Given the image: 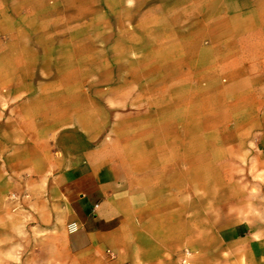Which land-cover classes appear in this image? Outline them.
Returning a JSON list of instances; mask_svg holds the SVG:
<instances>
[{
    "label": "rangeland",
    "instance_id": "rangeland-1",
    "mask_svg": "<svg viewBox=\"0 0 264 264\" xmlns=\"http://www.w3.org/2000/svg\"><path fill=\"white\" fill-rule=\"evenodd\" d=\"M144 4L0 2V42L11 47L9 69L15 74L0 89V137L7 141L0 147V264H47L40 254L31 255L45 245L32 239V233L41 237L42 226L32 231L31 224L47 213L48 201H65V167L86 148L127 153L129 139L144 135L168 139L174 144L168 154L182 145L184 161L151 165L167 169L169 180L180 176L185 199L198 196L205 238L193 243L185 236L179 264H264V162L243 159L238 130L191 129L189 122L208 120L207 110L188 112L190 99H183L179 114L177 99L161 94L158 50L151 49L159 35L148 32ZM42 125L55 128L47 161L38 160L32 141L33 129ZM20 129L24 139L17 141ZM44 167L47 172L39 175ZM192 212L185 209V235ZM239 220L248 223L250 237L223 243L218 230ZM55 234L61 254L58 228Z\"/></svg>",
    "mask_w": 264,
    "mask_h": 264
},
{
    "label": "crops",
    "instance_id": "crops-1",
    "mask_svg": "<svg viewBox=\"0 0 264 264\" xmlns=\"http://www.w3.org/2000/svg\"><path fill=\"white\" fill-rule=\"evenodd\" d=\"M134 1L145 3L148 32L159 35L158 47L154 42L151 49L158 50L161 94L177 99L179 114L184 113L183 99H190L188 112L207 110L208 120L189 122L191 129L238 130L243 159L264 162V0ZM9 48L0 42V89L15 75L9 69ZM1 104L0 93L2 120ZM33 130L38 160L47 161L54 125ZM16 136L23 140V130ZM6 145L0 137V147ZM173 145L144 135L129 139L127 153L111 155L102 146L82 150L60 176L65 201H48L47 213L31 224L32 231L43 229L41 237L32 233L33 241L45 243L42 252L31 250L32 257L40 254L47 264H179L185 236L198 243L205 235L199 229L198 196L185 199L180 176L169 180L167 169L151 165L184 161L181 144L168 154ZM46 172V167L38 170L39 175ZM190 208L191 228L185 235V209ZM70 222L76 225L71 232L66 229ZM251 234L244 220L218 230L223 243Z\"/></svg>",
    "mask_w": 264,
    "mask_h": 264
},
{
    "label": "built area",
    "instance_id": "built-area-1",
    "mask_svg": "<svg viewBox=\"0 0 264 264\" xmlns=\"http://www.w3.org/2000/svg\"><path fill=\"white\" fill-rule=\"evenodd\" d=\"M95 206V205H94ZM93 206V207H94ZM66 229H67V231H69V232H71V231H73V230H75L76 229V225L73 223V222H70V223H68L67 225H66ZM106 253H107V256H108V258H112L113 257V253L111 252V251H106Z\"/></svg>",
    "mask_w": 264,
    "mask_h": 264
}]
</instances>
